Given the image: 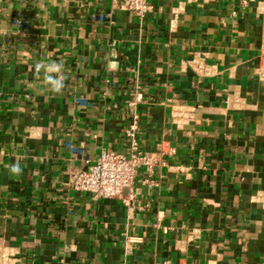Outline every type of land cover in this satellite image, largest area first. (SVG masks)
I'll return each instance as SVG.
<instances>
[{
	"label": "crops",
	"instance_id": "1",
	"mask_svg": "<svg viewBox=\"0 0 264 264\" xmlns=\"http://www.w3.org/2000/svg\"><path fill=\"white\" fill-rule=\"evenodd\" d=\"M147 4L0 0V264H264V0ZM133 116L152 174L68 190L67 144L124 154Z\"/></svg>",
	"mask_w": 264,
	"mask_h": 264
},
{
	"label": "built area",
	"instance_id": "2",
	"mask_svg": "<svg viewBox=\"0 0 264 264\" xmlns=\"http://www.w3.org/2000/svg\"><path fill=\"white\" fill-rule=\"evenodd\" d=\"M108 2L112 10L125 12L136 18H143L149 10L147 0H108ZM107 18V14H100L97 17L102 22ZM14 24L19 28L27 29V25L21 20H14ZM76 103L81 106L88 105L84 99H78ZM123 133L128 142V149L124 154L103 150L90 160L83 148L67 144L73 155L84 159L86 166L84 169L69 172L64 186L75 193L90 194L94 199H123L124 193L130 192L133 188L140 170H144L146 175L150 176L157 160L153 154L143 151L140 147L137 116H133L131 124ZM143 182L147 183L148 179H144ZM127 205L130 210L135 208L133 198L129 199Z\"/></svg>",
	"mask_w": 264,
	"mask_h": 264
},
{
	"label": "clouds",
	"instance_id": "3",
	"mask_svg": "<svg viewBox=\"0 0 264 264\" xmlns=\"http://www.w3.org/2000/svg\"><path fill=\"white\" fill-rule=\"evenodd\" d=\"M36 68V73L39 74L41 69L45 70V76L44 79L45 81L51 86L52 91L54 92H60L63 87V78H54L51 75H48V73H53V72H60L61 71V65L58 63H51V64H44V63H37L35 65ZM21 168L19 164H13L10 167V172L15 175H20L21 174Z\"/></svg>",
	"mask_w": 264,
	"mask_h": 264
}]
</instances>
